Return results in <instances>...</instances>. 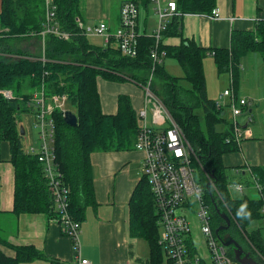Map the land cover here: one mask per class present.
I'll return each mask as SVG.
<instances>
[{
  "label": "trees",
  "instance_id": "obj_1",
  "mask_svg": "<svg viewBox=\"0 0 264 264\" xmlns=\"http://www.w3.org/2000/svg\"><path fill=\"white\" fill-rule=\"evenodd\" d=\"M45 1L1 0L0 90H10L13 99H5L0 95V161L1 148L6 143L13 170L12 213L17 216L44 214L55 219L53 197L44 176L43 164L36 155L28 154L23 147V136L17 120L23 114L32 115L36 120L38 106L32 96L42 87L47 98L65 95L67 106L74 109L77 126L66 125L58 109L52 112L55 125L54 163L62 175L63 186L68 190L69 214L81 226L85 220V208L96 205L91 154L133 150L139 129L137 111L125 95L118 96L115 114L105 115L102 112L97 80L144 84L151 67L149 55L154 41L150 35L141 34L137 38L135 58L121 55L113 40L104 47L91 45L87 36L78 28V22L81 21L80 0H51L55 7L53 24L61 32L70 34L68 41L60 40L52 34L42 37L46 20ZM137 1L148 13L150 0ZM174 2L176 12L166 20L162 37L163 40L179 38L180 44L176 47L162 45L161 50L165 52V58L176 60L183 71V77L169 75L161 64L154 75L161 84L157 86L153 81L151 88L194 152L193 160H196L192 164L202 176V189L210 207L213 231L224 224L215 212L216 207L230 220L227 233L245 252H250L253 259L259 260L264 258V239L259 229L251 230L249 226L264 218L261 214L262 198H239L229 194L230 185L239 182L227 175L222 159L226 154L240 151V148L233 139L230 122L225 119L228 104L222 100L217 105L219 96L217 101L207 97L203 60L210 55L218 73H231L228 89L233 93L232 85L236 84L234 75L244 56L256 53L264 65V20L257 22L254 31L233 32L228 49L207 50L183 37L182 17H208L216 8V0ZM18 41L34 42L39 46L38 50H41L42 43V55L16 49L14 44ZM42 57L44 63L40 61ZM180 79L189 82L190 88H182L179 85ZM199 106L202 108L203 126L199 116L194 113V109ZM221 124L226 129L218 132L216 126ZM251 169L262 184L264 195V167ZM245 183L252 185L248 180ZM128 211L129 235L147 243L149 254L146 263L170 264L158 244V215L154 197L144 176L132 191ZM231 229L246 242L247 249L233 237ZM15 252L12 260L0 257V264H19L46 258L32 246L19 247ZM230 255L233 256L231 250Z\"/></svg>",
  "mask_w": 264,
  "mask_h": 264
},
{
  "label": "crops",
  "instance_id": "obj_2",
  "mask_svg": "<svg viewBox=\"0 0 264 264\" xmlns=\"http://www.w3.org/2000/svg\"><path fill=\"white\" fill-rule=\"evenodd\" d=\"M124 1L118 2L114 14L109 9L111 0H80L84 8L80 17L81 24L105 22L112 33L119 26V7ZM216 7L220 11L219 19L195 15L182 17L183 37L207 50L228 49L233 32L254 31L257 22L264 20V0H216ZM143 23L144 31L141 32L138 20V31L147 34L145 26L148 22L144 19ZM33 43L26 42L25 50L21 51L42 55V43L41 50H38V45L37 50H33ZM179 44V38L163 40V46L176 47ZM165 59L162 62L164 70L167 62ZM203 70L207 97L217 101L219 94L230 88L231 73H218L210 55L203 60ZM234 80L236 84L232 85L233 93L249 102L248 114L245 115L247 119L240 123L243 129L249 130V136H245L240 151L224 155L222 161L227 169L236 168L233 176L236 181L246 178L245 181L251 182L249 174L245 172L246 165L264 167V65L260 56L256 53L244 56ZM108 83L102 79L97 80L101 109L105 115L117 112L113 111L117 107L119 95L130 99L135 112L141 108L143 93L139 86L134 84L138 90L132 88L134 92L130 93V87L134 86L130 85L122 89L114 100H107L108 91H111ZM228 102V99L223 101L224 104ZM26 123L28 127L31 125L30 117H26ZM30 135L31 141L33 138ZM95 159L99 174L98 178L93 177L96 205L88 206L84 211L85 220L79 233L80 257L90 264H147L149 250L146 251L143 240L129 235L128 203L142 177V153L134 149L93 153L90 156L92 172L96 166ZM9 160V147L4 143L0 161V257L12 260L16 255L15 249L32 246L46 258L19 264H76L72 242L56 219L44 214L17 216L12 213L13 170Z\"/></svg>",
  "mask_w": 264,
  "mask_h": 264
},
{
  "label": "built area",
  "instance_id": "obj_3",
  "mask_svg": "<svg viewBox=\"0 0 264 264\" xmlns=\"http://www.w3.org/2000/svg\"><path fill=\"white\" fill-rule=\"evenodd\" d=\"M45 5L46 22L41 36L52 34L60 40L68 41L70 34L61 32L53 24L55 7L51 0H46ZM150 5H153L158 24L150 35L154 41L149 55L151 67L146 81L140 86L143 101L141 108L137 111L139 129L134 150L142 153V176L145 177L154 197L158 215V244L165 252L170 264H239L230 255V249L221 243L213 231L210 207L206 203L201 184L194 176L198 168L192 164L196 160V158L193 160L195 157L193 150L162 101L152 91L156 68L162 64L166 56L161 50L162 33L166 28V20L176 12V5L174 0H150ZM140 7L137 0L124 1L120 6L119 26L114 33L108 30L105 22H99L89 28H85L81 22H78V28L85 36L93 35L103 38L105 44L113 40L121 55L135 58L137 38L141 35L138 31ZM208 18L219 19V9L214 8ZM40 61L44 63L45 59L42 57ZM0 95L5 99H13L10 90H0ZM32 99L38 106L35 120L38 143L37 146H29L26 152L36 155L38 161L43 164L44 176L53 197L55 219L62 225L63 233L72 242L76 264H90L88 260L80 257V224L75 222L69 214L68 190L63 186L62 175L54 163L55 125L51 116L56 109L62 112V115L66 112V96L47 98L42 87L33 94ZM224 99L229 100L233 139L241 150L245 136H249V130L243 129L238 124L237 118L248 114L249 102L235 98L230 89L219 95V101L216 104H220ZM245 172L249 174L258 198H262L261 214L264 217L262 184L250 165H246ZM230 191L242 194L243 188L238 183H233L230 185ZM224 208L228 213L225 205ZM195 229L198 230L203 247H200L193 237ZM255 262L264 264V258L261 257Z\"/></svg>",
  "mask_w": 264,
  "mask_h": 264
},
{
  "label": "rangeland",
  "instance_id": "obj_4",
  "mask_svg": "<svg viewBox=\"0 0 264 264\" xmlns=\"http://www.w3.org/2000/svg\"><path fill=\"white\" fill-rule=\"evenodd\" d=\"M119 1L120 0H111V2H110L109 9L112 10L114 14L117 11V7H118V2ZM148 9H149V11H148V13H146V11L142 7H140L139 23H140V31L143 32L144 31V23L143 22H144V19L147 20L148 25L145 26L146 27L145 28V32L147 33V35H150V33L152 32V30L155 29L156 26H157V24H158V17H157V15L153 11V5H150V7ZM83 10H84L83 4H82V2H80V11H79L80 17H81V14H82L81 12ZM119 14H120V7H119ZM93 26H94L93 24H84V27L85 28H89V27H93ZM116 30L117 29L113 30L112 32L114 33V32H116ZM87 38H88L89 43L91 45L98 46V47H104V40H103V38L97 37V36H93V35H87ZM25 44H26V42L18 41L17 43L14 44V46L15 45L17 46V47L15 46L16 49L25 50V48H26L25 47ZM33 46H34V49L33 50H37V44L33 43ZM165 61H167L166 62V65H165V71L167 70V72H169V75H171L173 77H177V78H182L183 77V71L181 70L180 66L177 64V62H176L175 59H173L171 57H167L165 59ZM153 81H154V83L157 86L161 84L160 80L156 76L153 78ZM153 81H152V83H153ZM107 82H110V81H107ZM108 84L110 86L111 91H108L107 100H114V98L118 94H120L122 92V89L128 88L130 85H134L135 84V85H137L139 87L141 86V84H137V83L129 82V81L119 82V83H117V82H114V83L113 82H110ZM135 85L132 86V87H130V88L131 89L132 88L137 89L135 87ZM179 85L182 88H185V89H189L190 88L189 82H187V81H185L183 79H180ZM129 92L130 93L131 92L133 93L134 90L133 89H132V91L129 90ZM65 109H66V111H69V112H71V113L74 114V109L72 107L70 108L69 106H67V104L65 106ZM116 109H117V107L113 111L114 113L117 111ZM194 113L197 116H199L200 124L203 126V117H202V108H201V106L195 108L194 109ZM26 117H30L31 118V125L29 127H28V125L26 123ZM225 119L227 120V122H231V120H232L231 113H230L229 108L226 109ZM245 119H247V117L245 115H243L242 117H238L237 118L238 124L243 123L245 121ZM17 123H18L19 130H20V128H22L23 131L25 132L24 135H23V138H22L23 147L25 149H28L29 146H31V145L37 146V142H35L36 141V132H37V130H36L35 124H33L34 123V117L32 115H29V114L20 115L19 118H18V120H17ZM225 129H226V126L225 125H222L221 124V125H217L216 126V130L218 132H223ZM30 133L32 134V138H33V140H31V141H30V139H31ZM94 163H95L96 166L93 168V177L98 178L99 177V174H98V165H97L96 159H95ZM235 169L236 168H229V169L226 170L227 175L232 180L234 178L233 176H235V174H234ZM194 176H195L196 180L202 186V180H201L202 176L200 174V171L199 170H195ZM238 184L243 188V193L242 194H239V193H236V192H233V191H230L229 190V194H230L231 197H239L240 198V197H243V196H248L249 198H252V199L258 198L257 192L253 189L252 185H250V186L249 185H246L244 179L239 180V183ZM249 229H251V230L259 229L260 234H261V236L264 239V221L263 220H258V221L252 222V224L249 226ZM231 232H232L233 237L245 249H247L248 246H247L246 242L239 237V235L234 231V229H231ZM220 233L222 235V231ZM193 237H194L195 241L199 244V246L200 247H203L202 244H201V238L198 235V230L197 229L194 230ZM142 242H143V244L145 246V249L147 251L148 248H147L146 243L144 241H142ZM137 264H139V263H137Z\"/></svg>",
  "mask_w": 264,
  "mask_h": 264
},
{
  "label": "water",
  "instance_id": "obj_5",
  "mask_svg": "<svg viewBox=\"0 0 264 264\" xmlns=\"http://www.w3.org/2000/svg\"><path fill=\"white\" fill-rule=\"evenodd\" d=\"M63 121L66 125L70 127H76L77 126V117L75 114L66 111L63 114ZM21 135H24V131L22 128H20ZM215 212L217 215H219L223 221L224 225H220L216 230L215 234L217 238L221 241V243L229 248L231 252L233 253L234 260L239 263V264H256L255 260L250 256V253L245 252L243 248L229 235L226 234L223 237H220L218 235L219 232L225 231L229 228L230 226V220L227 217V215L223 214L220 212L216 207H215Z\"/></svg>",
  "mask_w": 264,
  "mask_h": 264
},
{
  "label": "flooded vegetation",
  "instance_id": "obj_6",
  "mask_svg": "<svg viewBox=\"0 0 264 264\" xmlns=\"http://www.w3.org/2000/svg\"><path fill=\"white\" fill-rule=\"evenodd\" d=\"M222 225H224V224H222ZM227 230H228V229H227ZM227 230L222 231V235H221L222 237H223L224 235L228 234V233H227ZM218 235H220V233H218ZM248 253H250V252H248ZM250 256H251V254H250Z\"/></svg>",
  "mask_w": 264,
  "mask_h": 264
},
{
  "label": "bare ground",
  "instance_id": "obj_7",
  "mask_svg": "<svg viewBox=\"0 0 264 264\" xmlns=\"http://www.w3.org/2000/svg\"><path fill=\"white\" fill-rule=\"evenodd\" d=\"M46 10V9H45ZM46 15V14H45ZM46 18V17H45ZM45 22H46V20H45Z\"/></svg>",
  "mask_w": 264,
  "mask_h": 264
}]
</instances>
